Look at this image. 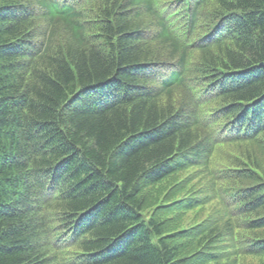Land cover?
Returning <instances> with one entry per match:
<instances>
[{
    "label": "trees",
    "instance_id": "trees-1",
    "mask_svg": "<svg viewBox=\"0 0 264 264\" xmlns=\"http://www.w3.org/2000/svg\"><path fill=\"white\" fill-rule=\"evenodd\" d=\"M230 143L264 162V0H0V264H264Z\"/></svg>",
    "mask_w": 264,
    "mask_h": 264
},
{
    "label": "rangeland",
    "instance_id": "rangeland-1",
    "mask_svg": "<svg viewBox=\"0 0 264 264\" xmlns=\"http://www.w3.org/2000/svg\"><path fill=\"white\" fill-rule=\"evenodd\" d=\"M242 143V142H240ZM244 145V148H247L251 153L252 155L254 156H258V158L260 159V156L257 154V152L255 150H253V147L255 148V146L253 145V143L251 144V142H248L246 144L243 143ZM260 150H258V153ZM240 153V154H239ZM243 155V156H242ZM210 160H212V162L214 163H219V164H224V165H233V167H238V166H242V167H245V163H247L248 165L250 166H254L251 161L249 160V158L247 157L245 151L242 152L240 150V148H238L237 144L236 143H230V144H226L224 145L223 147H219L216 151H214V153L212 152L210 158ZM246 160V161H245ZM235 164V166H234ZM256 167V166H254ZM260 172L261 174L263 175L264 177V162H262L260 164V166L256 167ZM204 175V173H203ZM170 185V182L169 181H163L157 185H155L154 187L150 188L147 190V194H148V197H147V207L146 209L144 210V213L145 215H149L150 212L152 211L151 208L152 206L155 204V203H160V201L163 200V195L165 194L167 188L169 187ZM203 208H208V205H205L203 206ZM199 211V212H198ZM196 213L188 216L187 218H195V219H198V216H202V210H198ZM205 212L208 213L207 210H205ZM149 217V216H148ZM187 219V222L186 223H182V225H186L187 226H190L192 224H194L195 222V219L194 221L192 220H189ZM171 228H176V227H171ZM259 262V261H258Z\"/></svg>",
    "mask_w": 264,
    "mask_h": 264
},
{
    "label": "bare ground",
    "instance_id": "bare-ground-1",
    "mask_svg": "<svg viewBox=\"0 0 264 264\" xmlns=\"http://www.w3.org/2000/svg\"><path fill=\"white\" fill-rule=\"evenodd\" d=\"M227 11H229V10H227ZM225 13V12H224ZM206 68V67H205ZM208 68V67H207ZM202 69H204V68H202ZM194 91V90H193ZM192 93V92H191ZM207 102H209L208 104L210 105V101H207ZM214 102V101H213ZM207 104V103H206ZM215 106H216V104H214ZM213 105V106H214ZM209 107H211V106H209ZM217 107V106H216ZM216 107H214V108H216ZM193 122V121H192ZM236 138V137H235ZM240 154V153H239ZM243 156V155H242ZM246 161V160H245ZM223 166V165H222ZM233 166V165H232ZM234 166H235V164H234ZM217 167V166H216ZM246 167H248V166H246ZM233 168V167H232ZM236 168V167H235ZM241 168V167H240ZM255 170V169H254ZM213 171V170H212ZM41 173V172H40ZM243 173V172H242ZM232 176V175H231ZM231 179H232V177H231ZM257 179V178H256ZM255 182V181H254ZM243 183V182H242ZM256 183V182H255ZM236 184V183H235ZM251 184V183H250ZM234 185V184H233ZM237 185V184H236ZM221 186V185H220ZM219 187V186H218ZM67 190V189H66ZM59 192V191H58ZM260 192H262V191H260ZM63 194V193H62ZM57 195H58V193H57ZM55 197V196H54ZM59 200V199H58ZM91 206V205H90ZM261 211V210H260ZM263 214V213H262ZM261 214V215H262ZM254 219V218H253ZM236 222V221H235ZM241 227V226H240ZM246 232V231H245ZM121 234V233H120ZM260 235V234H259ZM250 239H251V237H250ZM246 247V246H245ZM244 251V250H243ZM263 252H264V250H263ZM243 255H244V253H243Z\"/></svg>",
    "mask_w": 264,
    "mask_h": 264
}]
</instances>
